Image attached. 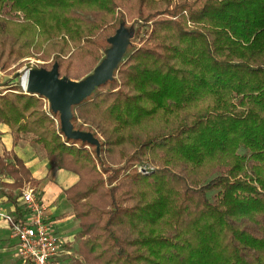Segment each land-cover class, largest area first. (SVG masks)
I'll use <instances>...</instances> for the list:
<instances>
[{"label": "trees", "instance_id": "trees-1", "mask_svg": "<svg viewBox=\"0 0 264 264\" xmlns=\"http://www.w3.org/2000/svg\"><path fill=\"white\" fill-rule=\"evenodd\" d=\"M135 24L140 44L73 106L98 151L18 70L35 58L81 80ZM0 71V125L79 176L77 264H264V0H0ZM4 174L38 182L17 155Z\"/></svg>", "mask_w": 264, "mask_h": 264}, {"label": "crops", "instance_id": "crops-1", "mask_svg": "<svg viewBox=\"0 0 264 264\" xmlns=\"http://www.w3.org/2000/svg\"><path fill=\"white\" fill-rule=\"evenodd\" d=\"M0 131L2 132L0 156L17 155L29 167L33 178L38 180L33 184V187L43 201L46 214L53 223L57 235L67 241L66 248L73 253L69 255L68 262L77 264L79 260L77 234L80 231V222L72 211V204L67 199L65 190L75 184L79 177L64 169L50 170L46 154L39 155L38 148L25 140V136L16 139L4 124L0 125ZM12 180L7 182H12ZM0 185V189L6 187L1 183ZM7 198L3 192H0V203L2 202L3 206L10 208L11 201H8ZM3 222L0 219V264H17L14 257L11 256V252L8 251L10 243L7 239L11 234L7 224Z\"/></svg>", "mask_w": 264, "mask_h": 264}, {"label": "water", "instance_id": "water-1", "mask_svg": "<svg viewBox=\"0 0 264 264\" xmlns=\"http://www.w3.org/2000/svg\"><path fill=\"white\" fill-rule=\"evenodd\" d=\"M128 30L122 25L117 33L109 39L110 48L107 56L96 66L92 73L79 80L60 77L59 64L55 63L51 70L28 67L23 78L22 88L27 92L44 96L54 112H59L62 130L70 139L86 141L98 147L100 141L92 132L76 130L72 122L73 106L89 97L97 87L114 78L115 70L124 59L130 41Z\"/></svg>", "mask_w": 264, "mask_h": 264}, {"label": "built area", "instance_id": "built-area-1", "mask_svg": "<svg viewBox=\"0 0 264 264\" xmlns=\"http://www.w3.org/2000/svg\"><path fill=\"white\" fill-rule=\"evenodd\" d=\"M19 190L15 200L7 198L10 208L0 203V219L16 241L23 264H70L67 241L57 235L35 188L27 183Z\"/></svg>", "mask_w": 264, "mask_h": 264}, {"label": "rangeland", "instance_id": "rangeland-1", "mask_svg": "<svg viewBox=\"0 0 264 264\" xmlns=\"http://www.w3.org/2000/svg\"><path fill=\"white\" fill-rule=\"evenodd\" d=\"M79 14L87 19H95L97 18V14L96 13H82V12H79ZM134 26L133 28H130ZM128 32H127V37L129 38V41H130V44H129V47H128V50H127V53L126 55L124 56V59L126 58V56L128 55V53L136 46H138L140 44V36L137 35V30L136 28H138V24H135V25H129L128 27H125ZM136 30V31H135ZM107 53L108 52H105L104 55H103V59L106 58L107 56ZM101 60V61H102ZM40 63H44V61L42 60H39V59H35V58H32L31 61H30V64L28 63H25V65L20 68L18 70V74H19V77H20V81L22 83V78L27 70L28 67H35V68H41L39 66ZM101 63V62H100ZM99 63V64H100ZM15 67V66H14ZM13 67V68H14ZM93 72V71H92ZM12 76L11 75H8L2 71H0V84H2L5 80H8L9 78H11ZM80 81V80H79ZM22 86V85H21ZM2 87L0 86V89ZM23 89V88H22ZM24 90V89H23ZM25 91V90H24ZM49 103V102H48ZM25 140H27L28 142L32 143L34 146H36L38 148V154L41 155V156H44L45 151L41 150L37 145H35L33 142H32V137L30 135L28 136H25L24 137ZM89 147V146H88ZM90 148V147H89ZM13 156V155H12ZM11 154H5V157H12ZM151 168H156V166L154 164L151 165ZM139 170H142V171H145V168L143 167H139ZM78 176V175H77ZM79 177V176H78ZM0 179H1V184L3 182H7L8 180H12V178L8 175H0ZM4 184V183H3ZM2 184V185H3ZM1 186V185H0ZM31 186L33 187V183L31 184ZM7 187V186H6ZM6 187L5 188H2L0 189V192H3L5 196H7L11 201L15 200V197H16V194L18 192H20V190L18 188H11V187H7V190H6ZM215 194H216V191H212L209 193V197L211 200H214L215 199ZM71 203V202H70ZM72 211L75 213V209H74V206L72 205ZM76 216V215H75ZM79 220V219H78ZM4 223V222H3ZM9 240V249L8 251L11 252V256L14 257L15 261L17 264H23L21 258L19 257L18 255V249H17V243L16 241L11 237L7 239ZM76 253V252H75ZM73 254V253H72ZM79 254V253H78ZM79 257H81L79 255ZM82 260V259H81Z\"/></svg>", "mask_w": 264, "mask_h": 264}]
</instances>
